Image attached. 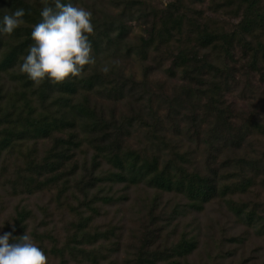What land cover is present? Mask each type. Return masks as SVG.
<instances>
[{
  "label": "trees",
  "instance_id": "16d2710c",
  "mask_svg": "<svg viewBox=\"0 0 264 264\" xmlns=\"http://www.w3.org/2000/svg\"><path fill=\"white\" fill-rule=\"evenodd\" d=\"M95 1L96 63L37 85L18 65L54 0H0V27L26 12L0 33V235L28 233L49 264H264V102L238 119L226 98L264 81V0ZM132 56L180 82L155 97Z\"/></svg>",
  "mask_w": 264,
  "mask_h": 264
},
{
  "label": "clouds",
  "instance_id": "9594fccd",
  "mask_svg": "<svg viewBox=\"0 0 264 264\" xmlns=\"http://www.w3.org/2000/svg\"><path fill=\"white\" fill-rule=\"evenodd\" d=\"M25 15L23 8L5 14L0 33L12 35L25 24ZM41 16L42 21L32 28L34 44L21 58L20 71L37 85L46 78L61 84L81 77L86 66L96 63L89 39L94 34L92 12L54 0V8L45 6ZM103 71L107 73L109 68L104 67ZM11 239V233L0 235V264H49L44 251L28 233L15 243H10Z\"/></svg>",
  "mask_w": 264,
  "mask_h": 264
},
{
  "label": "rangeland",
  "instance_id": "374dc122",
  "mask_svg": "<svg viewBox=\"0 0 264 264\" xmlns=\"http://www.w3.org/2000/svg\"><path fill=\"white\" fill-rule=\"evenodd\" d=\"M171 1L172 0H148V3L151 7L165 8ZM95 2L101 6L105 5L106 8H108V0H96ZM77 5L84 7L87 10H91L94 5V0H84L83 3H78ZM206 7V3L201 6L198 5V8L204 9ZM109 11L111 12L113 10L109 8ZM129 25H131L133 29L129 38L133 43H136L140 36L145 35V27L137 22H131ZM119 65L125 74L131 76L138 83L144 80L145 70L152 68L150 70V82L148 83L147 88L158 98L161 95H169L173 86L180 82L179 79L170 78L165 73V69H168L170 63L166 62L162 67H157L153 57H150L147 62L142 63L136 57L132 56L120 60ZM226 98L232 106L234 117L240 119V117L246 115L253 109L262 107L264 102V81L256 74H251L249 77L244 74L238 76V82L232 87V93L228 94ZM122 108L123 107L120 106V109ZM162 117L164 116L162 115ZM166 125L168 126V124ZM199 153V157L202 159V151ZM30 203L33 205L35 201L31 200ZM131 222H134L133 226L135 227L136 224H138V221L135 218H132Z\"/></svg>",
  "mask_w": 264,
  "mask_h": 264
}]
</instances>
